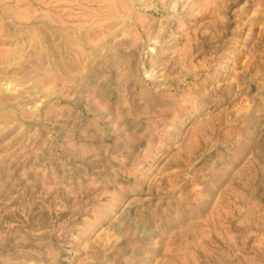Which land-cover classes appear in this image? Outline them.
<instances>
[{
    "label": "rangeland",
    "instance_id": "rangeland-1",
    "mask_svg": "<svg viewBox=\"0 0 264 264\" xmlns=\"http://www.w3.org/2000/svg\"><path fill=\"white\" fill-rule=\"evenodd\" d=\"M0 264H264V0H0Z\"/></svg>",
    "mask_w": 264,
    "mask_h": 264
}]
</instances>
